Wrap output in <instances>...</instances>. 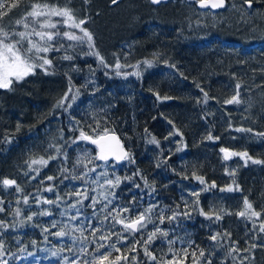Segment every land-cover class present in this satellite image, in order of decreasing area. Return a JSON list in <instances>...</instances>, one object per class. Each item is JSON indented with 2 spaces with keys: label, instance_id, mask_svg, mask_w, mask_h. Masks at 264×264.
I'll return each instance as SVG.
<instances>
[{
  "label": "trees",
  "instance_id": "trees-1",
  "mask_svg": "<svg viewBox=\"0 0 264 264\" xmlns=\"http://www.w3.org/2000/svg\"><path fill=\"white\" fill-rule=\"evenodd\" d=\"M69 1L93 47H61L47 72L0 89V261L83 264L99 242L119 248L110 250L119 264L174 256L173 264H264V163H253L264 161V0H227L221 11L198 0ZM237 92L239 103H225ZM105 129L129 152L120 165L101 162L80 138ZM222 148L251 159L225 160ZM245 199L262 212L258 223L237 215ZM149 209L152 223L140 231L115 219L127 223ZM157 227L167 235L147 242L153 261L144 247ZM93 229L110 240L94 242Z\"/></svg>",
  "mask_w": 264,
  "mask_h": 264
},
{
  "label": "snow or ice",
  "instance_id": "snow-or-ice-1",
  "mask_svg": "<svg viewBox=\"0 0 264 264\" xmlns=\"http://www.w3.org/2000/svg\"><path fill=\"white\" fill-rule=\"evenodd\" d=\"M115 3L116 0H113ZM153 2H159V0H153ZM201 7H207L209 4L212 8H220L224 6V0H199ZM245 3L251 7V0H245ZM18 6L17 2L9 3L8 0H0V17L6 15L11 9L16 8ZM52 17H59L61 18L58 21H53ZM16 25L25 29V31H18V32H10L4 31L3 28H0V89H11L12 84L14 81L19 82L24 77L29 74H34L37 68L47 72L48 67L52 65V60L48 59L44 54L50 51H58L55 47V43H58L57 37H67L69 40L77 41L79 44H87L90 48L93 47L91 41L93 40L92 33L89 32L83 25L87 23L86 19H78L72 10L68 7H54L46 3H33L29 5L26 14L21 19L17 20ZM66 24L69 28L78 29L80 35L75 34L74 32L63 31L61 32L58 28V24ZM38 38V39H37ZM94 55L99 56V53H93ZM72 57L66 56L65 59H71ZM101 63H103V57H99ZM148 63V62H146ZM116 68H120V64H116ZM239 85H237V89H239ZM71 92V89H69ZM78 94V92H77ZM207 94H205L206 96ZM239 92H237L231 99L225 101L227 104L232 103H239ZM70 97L65 94V96L61 99L58 106L65 107V102L68 101ZM71 99H75V97H71ZM70 107V104L67 105ZM243 130V129H241ZM104 135H98L96 138H93L90 135H86L83 132L80 134V138L83 140L90 141L92 144L99 146V157L100 160H107L109 156H115L116 159H122L126 153L123 152L119 141L114 136H110L107 134V130L105 129ZM251 131V129H248ZM259 135L264 136V133H259ZM212 139V137H209ZM221 152L224 153V159L227 160L232 156H240L242 158L251 159L246 152L238 153V152H230L226 148H222ZM33 164L36 163H44L46 164L47 161L41 159L40 161L33 160ZM253 163H264V161L254 160ZM94 170V169H93ZM53 177H48V180H52ZM201 183H205L203 177H196ZM106 183L110 186H114L113 180L108 179ZM120 180L117 177L115 179V184H119ZM3 184L5 186L15 185L16 181L12 179H4ZM215 187V184L211 185ZM238 187V186H237ZM225 189H221L224 191ZM226 190L233 191L237 190L234 189L232 186H229ZM47 191H52L51 188H48ZM76 196H84V199H88L89 197L87 194L76 193ZM193 195L198 196L199 193H193ZM107 199V196H105ZM48 203H53V201H48ZM79 203V201H78ZM93 204L96 203L95 200L92 201ZM111 203V201H108ZM107 208V205L104 206ZM0 211H3L0 208ZM130 209L122 208L120 209V213L129 212ZM151 209H149L145 213H141L140 215L136 216L135 219L130 220L129 222H125L124 219H119V213L115 219L118 220L120 224L124 225V228L129 231H140L147 227L148 223H152L150 213ZM111 215V212L108 213ZM179 213H177L178 215ZM187 215V213H184ZM205 215H209L208 213H204ZM237 215L241 217L252 218L255 217L259 219L262 215V212H258L253 208V205L247 200H244V210L237 213ZM211 218V216H209ZM220 217L217 215V219ZM31 219V217H29ZM107 219V216L105 217ZM171 220L176 219V215H172L170 217ZM161 223L163 222V216H160ZM55 226V225H54ZM78 231L82 232V229H77ZM99 229H93L92 236L94 242L97 241H107L110 240V236L104 233H101L98 238H96V232ZM260 232H264V222H261L259 227ZM159 234L160 236H166L167 233L162 231L160 228H155L148 237L147 241L145 242L144 253L145 255L149 256L153 261L157 260V257L152 255L151 252L148 251L147 242L151 241L154 237ZM56 236H65L67 235L64 231H59L55 233ZM219 235V234H217ZM120 237L118 236V239ZM212 240H216L217 236H212ZM170 243H173L170 241ZM255 247V245H253ZM111 249H115L116 252H119V248H115L114 243H97V247L95 249V254H93V258L91 261H84L83 264H119L121 260V256H117L115 260H110L111 256ZM83 251V249H81ZM135 251V249H133ZM233 252L237 251V249L233 248ZM0 253H3V245L0 244ZM55 255V253H54ZM195 253H193V256ZM187 252L184 253V258L187 259ZM200 256H204V252L200 251ZM127 260V257H123ZM176 260V257H173V260L164 261L161 260L160 264H173ZM0 264H7V261H0ZM73 264H76L73 261ZM193 264H198L197 261H193ZM210 264V262H209Z\"/></svg>",
  "mask_w": 264,
  "mask_h": 264
},
{
  "label": "rangeland",
  "instance_id": "rangeland-1",
  "mask_svg": "<svg viewBox=\"0 0 264 264\" xmlns=\"http://www.w3.org/2000/svg\"><path fill=\"white\" fill-rule=\"evenodd\" d=\"M75 1V0H74ZM37 2H39V3H46V4H49V5H51V6H54V7H68V8H70L71 10H72V12L74 13V15L76 16V14H75V10L72 8V4H71V2H73V1H69V0H61V2H57V3H55V2H51V1H42V0H32V1H29V2H27L26 4H23V5H21V6H19L18 8H15V10L11 13V15H9V17L7 18V19H3V21H1L2 22V25L0 26V28H3V30L4 31H10V32H18V31H25V29H23L22 27H20V26H18V25H16V21L17 20H19V19H21L22 17H24L25 16V14H26V11L28 10V8H29V5L30 4H33V3H37ZM18 12H20V16H16V15H14V14H16V13H18ZM61 18H59V17H52V20L55 22V21H58V20H60ZM205 22H206V20H205ZM62 26H67L66 24H63V23H61V24H58V27H62ZM68 27V26H67ZM70 28H68L66 31H69V32H74L75 34H77V35H80V34H78L77 32H75V31H71V30H69ZM38 39V38H37ZM57 40L59 41L58 43H55V47L57 48V49H59L58 51H50V52H48V53H45L44 55L48 58V59H52V54L53 53H61V51H60V49H61V47H64V48H66V50H72V49H75V48H86V46H87V44H83V45H81V44H79L77 41H72V40H69L67 37H63V36H61V37H57ZM41 71H43V70H41L40 68H37L36 70H35V73L34 74H37V73H39V72H41ZM43 72H45V71H43ZM34 74H29V75H27L26 77H24L22 80H20L19 82H22L23 80H25L26 78H28L29 76H31V75H34ZM122 74V73H121ZM19 82H16V81H14L13 82V84H12V87L16 84V83H19ZM11 87V88H12ZM262 216V215H261ZM260 216V217H261ZM260 219V218H259ZM259 219H256L255 217H252V221L254 222V223H258V220ZM30 264H51V263H41L39 260L38 261H35V262H33V263H30ZM68 264V263H67Z\"/></svg>",
  "mask_w": 264,
  "mask_h": 264
},
{
  "label": "water",
  "instance_id": "water-1",
  "mask_svg": "<svg viewBox=\"0 0 264 264\" xmlns=\"http://www.w3.org/2000/svg\"><path fill=\"white\" fill-rule=\"evenodd\" d=\"M120 0H116V2L114 3V2H112V4L114 5V4H116L117 2H119ZM169 1H171V0H159V2H153V0H151V2L153 3V4H155V5H159V4H162V3H167V2H169ZM197 5H198V7L199 8H201V9H211V10H213V11H221V10H224L226 7H227V0H224V6L223 7H220V8H212L211 6H210V4L207 6V7H201V5H200V3H199V0H198V2H197ZM105 133H103V134H101V135H104ZM107 134L108 135H110V136H114V137H116V139L119 141V144L121 145V147H122V149H123V152L124 153H126L127 155H125L122 159H116V157L115 156H109L108 157V159L107 160H100L101 162H108V161H114L116 164H122V163H124L125 161H126V159H127V157H128V150H127V148L125 147V145H124V143H123V141L121 140V138L119 137V135L116 133V132H114V131H109V132H107ZM93 138H96L97 136H92ZM88 144H91V145H94L95 147H96V149H97V156L99 157V146L98 145H95V144H92L90 141H87V140H85ZM226 149H228L230 152H232L229 148H226ZM224 154V153H223ZM231 159V157L229 158V159H227V160H230Z\"/></svg>",
  "mask_w": 264,
  "mask_h": 264
},
{
  "label": "bare ground",
  "instance_id": "bare-ground-1",
  "mask_svg": "<svg viewBox=\"0 0 264 264\" xmlns=\"http://www.w3.org/2000/svg\"><path fill=\"white\" fill-rule=\"evenodd\" d=\"M120 1H121V0H120ZM120 1H119V2H120ZM119 2H117V3H116V4H114V5H117ZM112 5H113V4H112Z\"/></svg>",
  "mask_w": 264,
  "mask_h": 264
}]
</instances>
